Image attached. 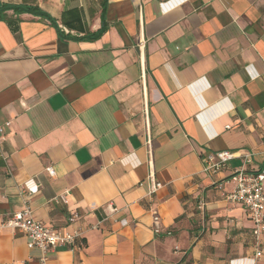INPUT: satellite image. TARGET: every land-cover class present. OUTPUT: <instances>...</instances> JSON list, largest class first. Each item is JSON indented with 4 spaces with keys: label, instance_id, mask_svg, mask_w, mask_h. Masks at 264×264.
<instances>
[{
    "label": "crops",
    "instance_id": "obj_1",
    "mask_svg": "<svg viewBox=\"0 0 264 264\" xmlns=\"http://www.w3.org/2000/svg\"><path fill=\"white\" fill-rule=\"evenodd\" d=\"M0 5L25 8L0 18V220L83 233L44 256L4 231L0 264H264L216 186L264 171V0Z\"/></svg>",
    "mask_w": 264,
    "mask_h": 264
},
{
    "label": "built area",
    "instance_id": "obj_2",
    "mask_svg": "<svg viewBox=\"0 0 264 264\" xmlns=\"http://www.w3.org/2000/svg\"><path fill=\"white\" fill-rule=\"evenodd\" d=\"M10 123H7L9 126ZM4 129L0 127V144L3 142ZM236 155L228 151L217 152L210 154L204 160V171L210 175L217 176L227 164L234 160ZM244 165L252 163V157L245 155ZM48 173L54 176L53 168H49ZM227 182V181H226ZM228 182H232L233 188L224 192L225 182H218L217 189L222 192L225 201L233 206H241L249 213L250 220L253 225V238L256 257L262 256L260 249L261 240L264 236V171H250L240 169L233 173ZM227 182V183H228ZM26 185V190L29 194L33 190ZM162 187V184H153L150 193H154ZM55 203L64 202L63 197H56L53 199ZM111 207V206H110ZM114 210V209H113ZM154 214L155 233L158 234L160 229L158 227L159 217L156 212ZM77 214L73 215L74 221L78 219ZM4 231H9L13 234H21L29 239L28 248H38L44 256L48 251L58 247L67 246L70 248L76 247L78 240L82 239V232L67 233L54 230L35 219L32 216L31 209L26 206L21 212L14 213L7 219L0 220V234ZM45 263V257L42 259V264Z\"/></svg>",
    "mask_w": 264,
    "mask_h": 264
},
{
    "label": "trees",
    "instance_id": "obj_3",
    "mask_svg": "<svg viewBox=\"0 0 264 264\" xmlns=\"http://www.w3.org/2000/svg\"><path fill=\"white\" fill-rule=\"evenodd\" d=\"M14 10L15 12H22L25 10L24 7H8L0 5V18L2 15L6 14L7 11Z\"/></svg>",
    "mask_w": 264,
    "mask_h": 264
}]
</instances>
